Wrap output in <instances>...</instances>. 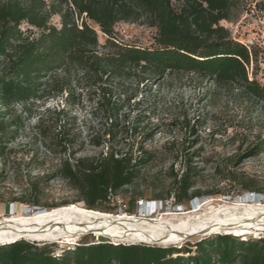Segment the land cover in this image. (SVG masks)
<instances>
[{
  "label": "trees",
  "instance_id": "1",
  "mask_svg": "<svg viewBox=\"0 0 264 264\" xmlns=\"http://www.w3.org/2000/svg\"><path fill=\"white\" fill-rule=\"evenodd\" d=\"M180 1L175 7L171 0H0V143L10 141L20 127L17 107L27 112L36 101L45 104L62 98L64 106L46 109L47 115L38 117L35 128H43L53 114L50 141L60 154L68 155L59 159L57 176L76 191L71 203L83 202L86 209L102 213L112 210V196L131 185L140 167L152 159L151 150L142 145L135 149L131 139L146 115L141 114L143 110L133 118L130 114L144 102V98L137 99L139 92L151 94V84L164 75H192L204 86H212L210 94L217 90L235 92L264 103V85L255 79L261 48L238 42L220 24L237 17L242 0ZM55 16L58 24L52 20ZM130 21H143L155 29L151 46L142 48L117 41L115 25ZM91 24L106 36L103 44ZM250 65L252 77L248 76ZM84 92L93 102L89 116L102 126L89 131V144L100 151L76 156L72 150L74 135L64 131L65 106L75 104ZM187 127L192 133V126ZM149 134L151 131L146 136ZM257 149L247 156L257 155ZM193 170L187 165L174 177L173 195L178 203L200 196L199 191L188 193L195 186ZM158 202L162 207L163 201ZM65 205L68 203L55 207ZM237 261L264 264V239L242 241L217 234L181 248L104 240L80 242L56 256L49 244L37 246L18 240L0 245V264Z\"/></svg>",
  "mask_w": 264,
  "mask_h": 264
},
{
  "label": "rangeland",
  "instance_id": "2",
  "mask_svg": "<svg viewBox=\"0 0 264 264\" xmlns=\"http://www.w3.org/2000/svg\"><path fill=\"white\" fill-rule=\"evenodd\" d=\"M171 2L175 7L181 3L180 0ZM52 20L59 23L56 16ZM220 24L228 28L238 42L261 48L255 79L264 85V0H242L237 17L232 21H221ZM91 25L97 31L100 44H103L106 36L101 34L98 27ZM114 31L117 41L142 48L151 46L155 35V29L143 21L118 22ZM252 70L253 65H250L249 77H252ZM212 89V86H204L192 75L168 74L151 84V94L144 95L145 90L139 92L137 99L144 98V102L133 108L130 116L133 118L134 113L143 110L141 114H145L146 118L131 139H134V148L142 145L153 152V157L140 167L131 185L112 196V210L107 213L141 215L140 203L151 200L163 201V206L160 204L149 215L170 211L184 213L203 201H211L215 205L232 204L239 202L238 199H246L249 194L264 205V103L235 92L225 94L217 90L210 94ZM34 103L27 112L17 107L16 114L21 115L22 119L20 127L14 131L10 141L0 143L3 152L0 158V218L15 213L30 214L39 208L52 209L62 203L70 205L76 199V191L57 176L59 159L68 155L60 154L50 141L55 123L53 114H49L44 129L35 128L38 117L47 115L44 113L46 109L52 111L57 106L61 108L64 102L59 97L45 104L40 101ZM92 105L93 102L84 92L75 104L65 106L64 131L74 135L72 150L76 156L95 155L100 151L89 144V131L102 128L89 116ZM4 118L6 120L7 116ZM187 124L192 126V133H189ZM149 131L151 134L146 136ZM256 146L259 153L247 156ZM187 165L194 168L192 173L195 179V186L188 193H201L191 201L178 203L173 195L174 177H178ZM244 201L253 203L252 199ZM75 204L86 209L83 202ZM217 234L236 236L242 241L264 239V236L253 233L241 236L223 231L189 237L179 244L153 245L181 248L187 243L192 246L203 238H212ZM104 240L112 243L106 236L92 233L70 241L35 242L24 238L19 241H28L37 246L49 244L52 254L56 256L80 242L88 244ZM235 264L240 263L237 261Z\"/></svg>",
  "mask_w": 264,
  "mask_h": 264
},
{
  "label": "bare ground",
  "instance_id": "3",
  "mask_svg": "<svg viewBox=\"0 0 264 264\" xmlns=\"http://www.w3.org/2000/svg\"><path fill=\"white\" fill-rule=\"evenodd\" d=\"M249 195L232 204L203 201L184 213L170 211L156 216L149 214L160 203L152 200L140 203L141 215L102 213L75 203L52 209L39 208L30 214L15 213L0 218V245L23 238L35 242L70 241L88 233L106 236L113 243L152 245L179 244L189 237L223 231L241 236L250 233L264 236V205L257 197ZM248 199L253 203L247 204L244 200Z\"/></svg>",
  "mask_w": 264,
  "mask_h": 264
},
{
  "label": "water",
  "instance_id": "4",
  "mask_svg": "<svg viewBox=\"0 0 264 264\" xmlns=\"http://www.w3.org/2000/svg\"><path fill=\"white\" fill-rule=\"evenodd\" d=\"M109 239V238H108ZM112 244H114L113 242H112ZM117 244H120V243H117ZM145 244V243H144ZM149 245V244H148Z\"/></svg>",
  "mask_w": 264,
  "mask_h": 264
}]
</instances>
